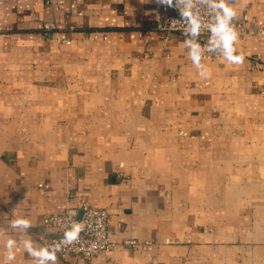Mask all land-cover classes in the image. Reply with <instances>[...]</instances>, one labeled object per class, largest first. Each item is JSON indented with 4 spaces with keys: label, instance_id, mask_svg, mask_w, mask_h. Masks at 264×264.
Wrapping results in <instances>:
<instances>
[{
    "label": "crops",
    "instance_id": "0c3cea01",
    "mask_svg": "<svg viewBox=\"0 0 264 264\" xmlns=\"http://www.w3.org/2000/svg\"><path fill=\"white\" fill-rule=\"evenodd\" d=\"M223 4L264 17V0ZM165 16L0 0V264L74 261L44 219L84 201L140 244L76 264H264V35L185 36Z\"/></svg>",
    "mask_w": 264,
    "mask_h": 264
},
{
    "label": "built area",
    "instance_id": "2783aa9c",
    "mask_svg": "<svg viewBox=\"0 0 264 264\" xmlns=\"http://www.w3.org/2000/svg\"><path fill=\"white\" fill-rule=\"evenodd\" d=\"M224 0H171L163 3L165 20L156 27L163 31L178 32L185 36H203L209 33L227 35L224 24L236 37L264 35V17L250 16L244 12L241 16H232L224 6ZM223 7H219V5ZM187 12L188 15H184ZM50 23L45 28L50 29ZM70 43V39H63ZM220 50L206 53L205 57H218ZM44 223L51 225L54 231L49 238L51 249L69 264L76 259L88 261L101 252L116 249H129L139 246L134 238L116 241L111 238L110 211L97 207L87 201L78 209H66L45 217Z\"/></svg>",
    "mask_w": 264,
    "mask_h": 264
},
{
    "label": "clouds",
    "instance_id": "9594fccd",
    "mask_svg": "<svg viewBox=\"0 0 264 264\" xmlns=\"http://www.w3.org/2000/svg\"><path fill=\"white\" fill-rule=\"evenodd\" d=\"M158 2L159 3L170 4L171 0H158ZM219 7H223V5L221 4V5H219ZM229 11H231V10H229ZM184 15H188V13L185 12ZM224 29H225V32L227 33V35L224 36V39L225 40H229V41L234 40L235 39V33L232 32L231 29H229L227 27L226 23L224 24ZM240 59H242V58H240Z\"/></svg>",
    "mask_w": 264,
    "mask_h": 264
}]
</instances>
